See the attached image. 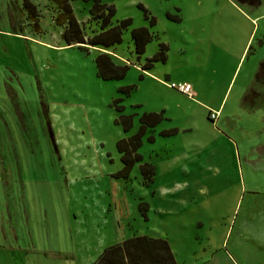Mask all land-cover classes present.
<instances>
[{
	"label": "rangeland",
	"instance_id": "rangeland-1",
	"mask_svg": "<svg viewBox=\"0 0 264 264\" xmlns=\"http://www.w3.org/2000/svg\"><path fill=\"white\" fill-rule=\"evenodd\" d=\"M21 1L0 0V264H91L134 235L167 239L179 264H264V102L242 104L264 61V0H101L114 7L109 25L131 19L104 51L128 69L107 81L93 62L102 48L64 45L48 0H30L33 30ZM69 3L84 36L99 30L90 2ZM141 26L152 39L137 56L129 29ZM159 43L164 62L142 70ZM177 79L194 96L165 85ZM117 97L132 115L126 132L113 123ZM160 111L137 149L152 181L142 183L139 163L115 177V142ZM167 129L176 132L159 134Z\"/></svg>",
	"mask_w": 264,
	"mask_h": 264
},
{
	"label": "trees",
	"instance_id": "trees-1",
	"mask_svg": "<svg viewBox=\"0 0 264 264\" xmlns=\"http://www.w3.org/2000/svg\"><path fill=\"white\" fill-rule=\"evenodd\" d=\"M48 1L53 5L54 15L52 22L54 26L61 29L59 38L63 44L66 46L77 45L85 50L87 46L102 48V52L97 53L93 59L96 76L103 81L123 78L128 66L114 63L107 52L104 51L121 42L122 31L131 24V19L124 18L119 20L115 25H109V21L115 13L113 5L101 3V0H81L83 2H90L89 15L100 20L99 30L86 37L73 14L69 3L70 0ZM255 2L256 0H251L247 2V5L254 4ZM137 7L141 10L143 19L147 20L148 27L153 26L155 18L152 15H148V12L142 5L138 4ZM21 8L25 12L26 18L30 21L32 29L38 31V14L34 4L30 0H22ZM167 16L169 15L167 14ZM148 27H131L129 29L132 49L137 56L143 53L145 45L152 39V34L148 31ZM166 50L167 45L159 43L158 50L150 57L145 58L142 70H148L154 62H164ZM139 78H142V76L139 75ZM254 82L242 97V104L248 105L249 110L254 108L255 103L261 104L264 102L262 92L255 88L257 83L264 85V61L259 64L254 75ZM133 89L134 85H127L120 87L119 91L124 95H129ZM10 98L13 102V97L10 96ZM120 101L121 98L117 97L112 99L110 104L115 113L113 123L119 126L123 132H126L132 127V115L123 113L124 107L120 104ZM162 118V111L157 113L143 112L138 117L136 131L115 142V149L119 154V161L121 163L120 169L114 174L115 177L126 180L132 166L139 163L138 169L142 183L147 185L152 181L155 167L150 163L140 162L142 156L137 152V149L142 143V136L149 130H152ZM175 132V129H167L159 131V134L161 136H169ZM147 139L148 141H152L153 136L148 135ZM0 180L4 185L5 179L3 174L0 176ZM146 209L147 204L145 202L138 203V210L143 214L144 218V211ZM91 264H176V262L166 239L146 235H134L103 248Z\"/></svg>",
	"mask_w": 264,
	"mask_h": 264
},
{
	"label": "built area",
	"instance_id": "built-area-1",
	"mask_svg": "<svg viewBox=\"0 0 264 264\" xmlns=\"http://www.w3.org/2000/svg\"><path fill=\"white\" fill-rule=\"evenodd\" d=\"M165 85L187 97L193 96L191 86L190 84L186 82H169V83H166ZM215 116H216V113L210 114L211 118H214Z\"/></svg>",
	"mask_w": 264,
	"mask_h": 264
},
{
	"label": "crops",
	"instance_id": "crops-1",
	"mask_svg": "<svg viewBox=\"0 0 264 264\" xmlns=\"http://www.w3.org/2000/svg\"><path fill=\"white\" fill-rule=\"evenodd\" d=\"M244 46H246V43H245V45ZM166 78H168V77H166ZM177 80H179V79H177ZM185 81H187V80H185V79H181V80H179L178 82H185ZM186 83H188V82H186ZM189 84V83H188ZM191 86V85H190ZM192 94H194L193 92H192ZM194 96V95H193ZM166 241H167V239H166ZM167 243H168V245H169V247H170V250H171V252H172V254H173V257H174V260H175V262H176V264H179L178 263V261H177V258H176V253H175V251L173 250V247H172V244L169 242V241H167ZM177 250V249H176ZM178 252V251H177ZM263 252H264V250H263ZM224 255V254H223ZM229 262H230V264H238L237 263V261L234 259V258H232L230 255H226V256H224ZM182 264V263H181Z\"/></svg>",
	"mask_w": 264,
	"mask_h": 264
}]
</instances>
